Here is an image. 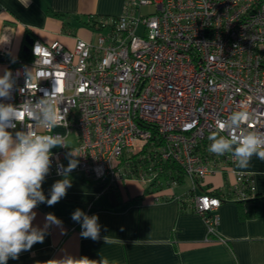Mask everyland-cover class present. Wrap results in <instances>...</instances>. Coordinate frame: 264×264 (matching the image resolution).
I'll return each instance as SVG.
<instances>
[{
  "label": "built area",
  "instance_id": "1",
  "mask_svg": "<svg viewBox=\"0 0 264 264\" xmlns=\"http://www.w3.org/2000/svg\"><path fill=\"white\" fill-rule=\"evenodd\" d=\"M144 5L155 10L142 14ZM94 29V41L79 38L68 48L58 40L33 39L28 58H9L7 71L15 83L11 98L0 103H35L44 90L51 93L55 81L60 86L58 107L62 114L67 111L57 126L62 131L35 126L39 134L63 137L66 146L51 149L48 175H63L69 153L75 170L104 188L128 178L149 184L150 168L134 174L123 162L130 155H156L178 163L194 186L208 174L230 169L229 198L253 197L250 173L233 168L230 152L217 156L208 147L212 134L228 138L264 131V0H125L120 15L99 18ZM11 41L6 27L1 53L9 54ZM37 42L51 54L42 62L50 76L36 82L33 75L27 88ZM239 110L249 113V123L219 131L216 124L230 123V114ZM15 123L7 130L26 131L29 121ZM155 129L162 139L157 146L151 139ZM70 134L75 144L67 146ZM223 199L206 191L193 196V208L210 235L217 236L215 211Z\"/></svg>",
  "mask_w": 264,
  "mask_h": 264
},
{
  "label": "crops",
  "instance_id": "2",
  "mask_svg": "<svg viewBox=\"0 0 264 264\" xmlns=\"http://www.w3.org/2000/svg\"><path fill=\"white\" fill-rule=\"evenodd\" d=\"M125 0H0V34L8 27L12 33L9 54L0 52V76L9 58L21 56L25 35L45 43L58 40L72 48L79 38L95 40V29L84 20L89 17L118 16ZM65 24L67 29L65 28ZM57 130L62 131L61 127ZM15 136L18 129L8 130ZM67 138V137H66ZM73 144L75 138L73 136ZM72 144V145H73ZM55 147L54 149H59ZM64 159L67 168L68 156ZM233 168L250 173L257 199L237 202L223 199L217 210V236L207 232L201 214L193 208V196L205 188L226 194L234 182L230 169L215 171L187 187L163 183L159 188L128 178L113 188H104L75 168L68 173L71 187L58 203L38 204L33 227L43 229V243H36L7 264H56L67 256L87 257L109 264H264V160L253 156L249 166ZM65 178L47 175L42 184L46 198L52 185ZM194 187V188H193ZM98 216L100 236L82 238L81 223L72 220L75 210ZM62 221L61 226L46 225V214Z\"/></svg>",
  "mask_w": 264,
  "mask_h": 264
},
{
  "label": "clouds",
  "instance_id": "3",
  "mask_svg": "<svg viewBox=\"0 0 264 264\" xmlns=\"http://www.w3.org/2000/svg\"><path fill=\"white\" fill-rule=\"evenodd\" d=\"M33 52L37 57L34 69L37 65L41 67L36 72L33 71L34 69L27 71V88L33 75L36 82L50 76L42 62L46 55L51 54L38 42ZM14 83L11 72L6 71L0 76V98H11ZM44 91V97L35 103L31 100H26L19 106L0 103V264H7L9 258L17 259L21 252L30 250L36 243H43L45 231L32 225L36 216L33 209L41 203H46L48 206L55 205L66 196L67 190L72 186L67 176L76 167L75 160H70L69 165L64 169L65 178L52 185L50 198H46L42 191V184L50 171L51 149L66 146L63 137L39 134L35 126L50 130L66 121L67 115L66 110L62 114L58 107V102L61 101L59 84L55 81L50 94L47 90ZM25 120L29 121L26 131H18L13 136L7 130L15 128V122L24 123ZM249 121V113L239 110L230 114V123L220 121L216 127L221 132L226 128L239 129ZM209 140L212 141L208 147L210 153L223 156L230 152L238 168H247L253 156L264 160V131L249 130L244 134H231L228 138L212 134ZM71 155L75 156L73 152ZM71 218L78 223L82 221L80 233L82 238L99 239L100 225L97 215L88 216L77 209ZM45 220V227L53 224L62 225V221L51 213L46 214ZM55 262L56 264H109L104 258L94 261L87 257L72 256Z\"/></svg>",
  "mask_w": 264,
  "mask_h": 264
},
{
  "label": "trees",
  "instance_id": "4",
  "mask_svg": "<svg viewBox=\"0 0 264 264\" xmlns=\"http://www.w3.org/2000/svg\"><path fill=\"white\" fill-rule=\"evenodd\" d=\"M106 16H97V17H89L88 19L84 20L83 23L88 25L91 28H94V24L99 20V18H105ZM65 28L66 24H65ZM20 58H28V52L26 50H23L21 53V56H18ZM151 139H155L154 145L157 146L161 142V137L157 133L156 129L152 132ZM143 152H146V148H144ZM129 161L123 162L125 164L126 169H131L132 173L136 174L138 171H145L149 172L148 168H150V171L154 173L153 180L147 184V186H153V187H161L163 183H168L170 180H174L176 183H181L184 180V173L182 168L179 166L178 163L172 160H162L158 156L154 155L152 156H145L143 158H139L138 155H130L128 157ZM204 191L208 193H212L217 196H231V189L226 194L218 193L214 190H209L207 188L204 189ZM258 194L255 192L254 196L251 198H248L246 200H235L237 202H244V201H250L253 199H257Z\"/></svg>",
  "mask_w": 264,
  "mask_h": 264
},
{
  "label": "rangeland",
  "instance_id": "5",
  "mask_svg": "<svg viewBox=\"0 0 264 264\" xmlns=\"http://www.w3.org/2000/svg\"><path fill=\"white\" fill-rule=\"evenodd\" d=\"M155 10V6H151V5H144L142 8H141V10H140V12L142 13V14H148L149 12H153ZM106 32V30H101V33H105ZM73 144V134H70V135H68L67 136V138H66V145L67 146H71ZM189 179L187 178V177H185V182H183V183H181V185H183L182 187H180V188H183V187H187V185H189L190 183H189Z\"/></svg>",
  "mask_w": 264,
  "mask_h": 264
},
{
  "label": "water",
  "instance_id": "6",
  "mask_svg": "<svg viewBox=\"0 0 264 264\" xmlns=\"http://www.w3.org/2000/svg\"><path fill=\"white\" fill-rule=\"evenodd\" d=\"M33 38L29 35L26 34L25 35V45H24V50L28 51L29 49V45L32 44Z\"/></svg>",
  "mask_w": 264,
  "mask_h": 264
}]
</instances>
